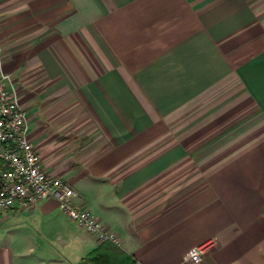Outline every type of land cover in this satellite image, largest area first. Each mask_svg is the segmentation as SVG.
Listing matches in <instances>:
<instances>
[{
	"label": "crops",
	"instance_id": "1",
	"mask_svg": "<svg viewBox=\"0 0 264 264\" xmlns=\"http://www.w3.org/2000/svg\"><path fill=\"white\" fill-rule=\"evenodd\" d=\"M0 72L42 167L139 264H264V0H0ZM98 245L52 197L0 215V264Z\"/></svg>",
	"mask_w": 264,
	"mask_h": 264
},
{
	"label": "built area",
	"instance_id": "2",
	"mask_svg": "<svg viewBox=\"0 0 264 264\" xmlns=\"http://www.w3.org/2000/svg\"><path fill=\"white\" fill-rule=\"evenodd\" d=\"M77 195L68 181L49 174L27 137V116L17 101L11 74L0 72V215L16 206L32 208L42 199H56L58 209L99 243L120 245V237L84 207L73 203ZM204 246L190 248L185 259L199 262Z\"/></svg>",
	"mask_w": 264,
	"mask_h": 264
},
{
	"label": "trees",
	"instance_id": "3",
	"mask_svg": "<svg viewBox=\"0 0 264 264\" xmlns=\"http://www.w3.org/2000/svg\"><path fill=\"white\" fill-rule=\"evenodd\" d=\"M78 264H139L133 256L111 243L99 245L84 256Z\"/></svg>",
	"mask_w": 264,
	"mask_h": 264
}]
</instances>
